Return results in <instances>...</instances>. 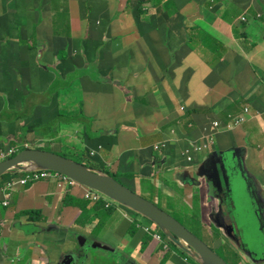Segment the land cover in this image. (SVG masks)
Instances as JSON below:
<instances>
[{"label":"crops","instance_id":"0c3cea01","mask_svg":"<svg viewBox=\"0 0 264 264\" xmlns=\"http://www.w3.org/2000/svg\"><path fill=\"white\" fill-rule=\"evenodd\" d=\"M25 2L23 11L31 8L36 2L38 6L41 4V0H36V2L25 0ZM49 8L50 11H42V16H35L33 13L34 26L27 27L24 32L31 34L35 29L37 35L48 32V38L55 39L67 36L73 57L81 66L92 70V73H88L87 77L80 80H68L65 83L66 92H78V87H80L83 98L84 90L85 93L89 92L93 98H98L103 91L100 82L109 80L110 83L122 84L110 96L119 98L124 94V89L133 94L132 89L126 85L128 81H138L143 77L157 78L162 84L158 85L157 90L148 92L141 87L144 97L154 101L156 110L167 106L174 108L179 105L181 111L174 110L165 118L162 116L160 118L156 113L151 112V114H146L144 119L138 120V125L144 131L150 127L147 132L156 141L151 146V152H146L148 148L141 143L136 153L132 150L134 144L132 136L125 134V131L129 132L134 125L128 123L119 126L124 118L123 115L119 117L120 119L106 115L103 127L95 125L90 128L94 131H101L100 138L103 144L99 143L96 148L99 151L102 150L97 153L101 168L117 171L123 167L124 170H131L130 185L134 186L138 194L142 191L139 175L150 178L151 172L153 174L163 170L165 175H169V170H175L174 175H177L178 179L172 178V180L179 187L188 189L196 186L198 188L202 223L207 222L202 218V212L206 211L208 205V187L203 188L204 179L189 183L187 178L183 180L180 177L178 172L184 166L179 162L171 161L177 148L182 151L188 144L196 146L203 142L202 153L209 152L212 155L216 151L223 152L219 158L227 161L231 166L236 165L234 160L239 164L245 161L255 174L264 168V143H257L262 138L257 137V142H254L248 137V134L254 132L251 128L253 120L256 119L263 126L261 134L264 139V29L250 30L249 24V15L254 16L255 14V17H263L264 0H260L258 4L256 0H53ZM46 22L48 26L43 31ZM190 42L193 43V47L188 45ZM19 45L15 42L12 47L10 46L11 51L18 57L17 62L27 61L28 66L31 63L40 64L41 59L38 60L36 57V50L29 51L26 46L20 50ZM41 49L37 51L40 52ZM144 59L149 61V64H146L149 69L141 71L139 68L143 66ZM253 64L258 65L261 71L256 72L252 67ZM130 66H137L136 70L131 72V77L120 70V67ZM164 67H168L170 73L166 74ZM183 68L188 71L187 80H181ZM56 69L55 71L58 72V66ZM212 77H215L214 80H211ZM180 80L181 85H176ZM71 84L73 91L68 87ZM58 88L61 87L58 86ZM36 94L42 96L45 92ZM31 99L33 98L29 97V103ZM40 102L42 103V100ZM211 105L217 107L213 112V120L227 121L229 116L234 119V116L239 114H243L245 120L235 124L231 129L224 128L222 131H217L210 138L204 134L202 128L210 122H205V120L208 112H212L209 109ZM243 106L250 108L248 113L242 111ZM56 111L48 100L45 103V109L38 110L44 115L52 113V117H55ZM74 113L75 111L72 112ZM81 114L83 116L82 110L79 109L75 116L72 115L73 119ZM149 117L150 120L147 119ZM36 121L44 122L41 117L36 118ZM163 121L166 122L165 125H168L164 130L161 127ZM74 123H76L74 132L72 127L63 130V132H69L67 136H62L69 143L75 142L85 132V127L87 131V125H84L81 117L72 122ZM241 123H244V126ZM118 126L120 130L116 131L115 128ZM78 128L81 134L69 140L67 137L74 136ZM200 133L201 141H196ZM29 134L36 135V133ZM159 136L163 139L158 140ZM218 137L221 139L222 147L216 149ZM38 140L43 139L38 136L35 141ZM163 140L172 142L164 151L160 153L154 151L153 146L160 144L159 142ZM40 145L42 142L39 143ZM96 149L92 148V150ZM235 149L241 150L242 158ZM101 154L104 158L100 157ZM228 155L230 156L225 157ZM182 159L186 162L184 158ZM130 166L131 169H129ZM22 176L16 175L15 177ZM123 177L127 179L125 174ZM46 179L48 181L44 179V182L32 183L33 185L26 188H20L23 187L20 186V189L13 191L11 204L6 208H0V232L7 225H11L12 228L15 225L17 228L13 234H16L19 240L18 242L11 239L10 246L2 241L0 254H7L16 245L14 254L19 255L20 249L25 248L31 255L32 261L45 264L47 258L42 254L45 245H50L53 254L59 257V254L75 248L79 234L86 237L94 235L92 230L98 227V221L94 218L92 225L84 226L85 212L80 207V205L84 206L87 189L68 181L59 182L52 176ZM254 183L251 182V186L261 188L264 193V179L261 180L256 176ZM2 187L3 184L0 182V189ZM64 195L71 196L78 200V203L73 204V201H68V197ZM86 208L90 212L96 208V203L88 204ZM25 210L39 211L38 221L29 223L28 215L24 220L20 215L21 220H19L18 213ZM102 224L107 229V234L111 236L108 239L113 240L121 250L120 244L129 246L136 234L130 231L131 226L123 232L119 230L118 233L106 227L112 224L109 220H104ZM150 226L148 224L145 227L146 236L150 233L146 228ZM18 228H23L22 234L19 230L17 231ZM13 234L7 237L11 238ZM146 236L144 240L140 237L138 239L140 241L134 245L132 250L133 254H140L138 261H134L131 256L126 259V255L120 259L124 264H132V260L135 264H161L164 258H167L165 264H199L194 260L190 263L185 256L180 254L182 252L178 247L179 250L171 248L170 252L162 251L166 243L164 241L155 243L150 235L152 240L145 249H142ZM128 238L131 239L130 242ZM95 241L101 242L97 237L91 240L92 243ZM58 242L62 244V248L57 247ZM37 255L40 257L36 258ZM10 259L12 257H6V261L2 259L0 264H13ZM58 259V264H67L65 260L61 262ZM76 262L77 260L73 259L70 264Z\"/></svg>","mask_w":264,"mask_h":264},{"label":"rangeland","instance_id":"374dc122","mask_svg":"<svg viewBox=\"0 0 264 264\" xmlns=\"http://www.w3.org/2000/svg\"><path fill=\"white\" fill-rule=\"evenodd\" d=\"M36 2V0H34ZM257 4L260 0H256ZM26 2L25 0H5L0 1V44L4 45L2 48H0V62H7L14 64V55L15 53L11 51V47L8 46L9 42H16L19 45V49L21 50L23 47H25V42H20V39L15 37L20 32H23L24 36H29L30 34L28 32H24L27 30V27H33L34 24L32 22L33 13L35 16H42L43 12L37 5V2L31 6V8L25 9ZM244 8L242 9V11ZM24 12V14L22 13ZM245 13V12H244ZM24 16V20L22 21V17ZM249 15V24H250V30H258V29H264V15L263 17H255ZM243 20L245 17L243 16ZM48 22H46L43 26V31L47 28ZM9 33V34H4ZM9 35V36H8ZM46 35H49L47 32ZM39 37H43L44 35H38ZM189 46L193 47V43L190 42L188 44ZM43 49L39 51L36 50V57L38 60L41 59ZM38 53V55H37ZM170 53V52H168ZM57 63V58H55ZM146 64H149V61L144 59L143 66L139 68L141 71L148 70L149 66H146ZM54 65V64H53ZM54 67V66H53ZM137 66H130V67H120V70L126 72L129 77L132 76L131 72H134ZM252 67L255 69L256 72H260V67L258 65L253 64ZM218 69V68H217ZM164 71L167 73H170V69L168 67H164ZM182 78L181 80H186L188 77V71L183 68ZM154 75L153 73L151 74ZM221 77L224 79V76L221 75ZM215 77H212L211 80H214ZM181 80L176 85H181ZM225 80V79H224ZM101 81V80H100ZM226 81V80H225ZM12 82L11 80L5 78V76H0V117L2 118L0 120L1 129L4 133V135L0 136V141L5 145L7 148H13L17 152L20 150L21 147H28L31 149L40 148L47 152H52L64 157H67L74 161H80L87 167L97 171L101 172L104 171L103 168L100 167V158L98 154L94 157L90 156L89 149H96L97 145L99 143L103 144L100 130H92L90 129L91 126H101L103 127V122L105 121L106 115H110L109 117H116L121 118L123 115L124 118L120 122L119 126L132 123L134 125V128L130 130L129 132L125 131V134L131 135L134 141V144L132 146L133 153H136L137 148H139V144L143 143L145 147L148 149L146 152H151V146L156 141L152 136H150V133L147 131L150 129L148 127L145 131L138 125V120L144 119L143 117L146 114H151V112H154L161 118H165L173 113L174 110H177V112H181L179 109V105L174 108H170L169 106L164 108H158L155 109L154 101L149 100L148 97H144V95L141 92V87H144L148 92L157 90V87L159 84H161L157 78H147L143 77L142 79L138 81H128L126 85H128L132 91L133 94H131L128 90L124 89V94H122L119 98H113L110 97L111 94L117 89L118 86L122 85L121 83H110L109 80H104L100 82V86L103 89L101 95H99L98 98H93L89 92L85 93L84 90V105L82 107L79 106V100L80 95L77 91H73V85L68 86L73 92L64 94L63 96L67 98L69 101H73L75 104V113H69V112H63L60 113L58 108L54 107L58 113H56L55 117L50 118L47 121H44L37 125V128L35 129L36 133L34 134H28V135H21L20 133L17 134L15 137L13 134H9L8 128L14 124L18 125V122L13 119L14 112L21 114L26 108L25 105L22 103V94H19V92H16L14 90V87L11 86ZM69 85V84H68ZM162 85V84H161ZM1 88L5 91L1 92ZM127 88V87H126ZM61 90V93H63L66 89H58ZM120 90V89H119ZM121 91V90H120ZM49 93V92H48ZM49 95H52L49 93ZM31 102L39 103L40 100L45 104L47 102L48 95L44 94L40 96L39 94H35L30 96ZM7 99V102H6ZM9 99V101H8ZM6 102L7 104V112L4 113L3 108L1 106V103ZM137 104V105H134ZM248 106H243L242 111L244 113H248L250 108H245ZM78 108H81L83 112V116L81 117V121L84 123V125H87V131L85 127V132H83L82 135L79 136V138L75 142L69 143L65 137L67 136L69 132H63L64 129L72 127L73 132L74 126L76 123L72 124L68 119L65 118H59L62 114L69 118L72 115H76ZM245 108V109H244ZM209 109L212 112H208V115L206 117L205 122H208L207 129L212 131L213 130V119L214 114L213 112L217 109L216 106L211 105L209 106ZM3 114V115H2ZM60 114V115H59ZM151 117V115H150ZM150 117L147 118L150 120ZM119 118V119H120ZM234 118H238L242 121L245 120V116L243 114H239L237 116H234ZM12 119V120H11ZM166 122H162V130L166 129L168 125H165ZM100 124V125H99ZM244 126V123H241ZM136 125V126H135ZM119 126L115 129L116 131H119ZM247 128V127H245ZM114 129V128H113ZM203 132H205V128H202ZM252 133L248 134V137L251 141L257 142V137L262 138V140L258 141L257 143H264L263 139V126L260 122H258L256 119L253 120V126H252ZM159 130V128H158ZM122 131V130H121ZM236 133V132H233ZM77 134L80 133V129H77V132L72 137H67L69 140L77 138ZM42 137L43 140L35 141L36 137ZM162 136L158 137V140H162ZM164 141V140H163ZM163 141L159 142L162 143ZM196 141H201V133L199 134V137L196 139ZM42 142V145L39 146V143ZM61 145H57L60 144ZM199 144H196L198 146ZM189 146V145H188ZM219 147H222L221 145V139L220 137L217 138V143L215 148L218 149ZM19 148V149H18ZM190 148V146H189ZM253 150L254 148H250ZM191 150V149H190ZM97 153L102 152V150H95ZM240 157L241 150L238 151ZM192 157L190 161L184 162L181 157V150L180 148H177L176 152L172 155L171 161L173 163L179 162L184 168H181V171L178 172L180 177L184 180V178L188 177L186 176V173H192L193 177L197 178L196 173L205 172L207 174V170L204 169V164L207 161L212 160L213 158H210L209 152L207 154L202 153L200 150H196L192 153ZM225 156V157H229ZM101 158H104V155L101 154ZM79 162V163H80ZM105 162V161H103ZM245 168L247 172L250 174L252 180L256 181V176H258L261 180L264 179V168L255 174L250 168L248 167V162L243 161ZM113 168L112 166H109ZM131 169V166L129 167ZM47 171V170H43ZM106 172H109L111 175L115 177L117 181L120 183H124L125 186H130L129 176L131 174V170L125 169L122 167L120 170L112 171L109 169L105 170ZM161 172V174H160ZM156 171L152 174L150 173V178H144L142 175H139V179L142 186L141 196L149 201L155 202L156 206L159 208L161 207L165 212L173 216L175 219H177L181 224H183L190 232L195 234L197 237L202 239L204 242L208 243L209 245H212V242L206 237L204 234L205 226L202 224L201 221V204H200V193L196 186L188 189L181 188L177 185L175 181L172 180L178 179L177 175H174L176 173L175 170H169V175H165L163 170ZM106 174V173H105ZM123 174L127 176V179H124ZM171 174H173L171 176ZM51 179V178H49ZM201 179V178H199ZM1 180V179H0ZM47 180V179H45ZM45 180H41L38 182H44ZM48 181V180H47ZM35 182V183H38ZM33 183V184H35ZM5 183L3 187L0 189V198H4V194L1 193V190L6 187ZM33 184H24L23 187L20 188H26ZM123 184V185H124ZM208 183L206 180L203 181V188H207ZM19 188V189H20ZM9 193V191H7ZM157 196V197H155ZM68 197L67 200H72L73 204H77L78 200L73 199L71 196ZM10 197H7V201L11 204ZM86 200V199H85ZM108 200L113 204V209L111 211H103L102 217H104L105 220H109L112 222V224H109L106 227L112 228L114 232H118L119 230H122V232L126 229H128L129 226H131L130 231L136 232L133 241L129 246H125L123 243L117 246L113 240H109L108 238H111L107 234V229H105L104 225L101 223L96 229H93L94 235L92 237L88 238V244H91V240L95 237H97L101 242L99 248H91L89 246H86L84 248L79 247L77 241L75 246V251L79 252L82 251L83 254H75V260H77L76 263L73 264H123V262L120 260L122 257L131 256V258L134 261H138V258L140 254H133V247L136 243H138V240L140 237L145 238V227L149 224L148 220H146L145 217L130 211L125 206L122 205H115L112 200L108 198ZM89 204V203H88ZM81 208H83L82 205H80ZM0 208H3L2 204L0 205ZM87 209V208H86ZM89 210V209H87ZM85 210V219L84 226L86 225H92L93 219L95 218V215L92 213V211ZM27 211V210H25ZM22 216V219H26V214H24V211L18 213L17 218L21 220L19 216ZM101 217V218H102ZM30 223V219L27 217ZM20 224V223H18ZM205 224V223H204ZM38 227V226H36ZM207 229H211L209 226H206ZM17 227L12 228L11 225H7L2 232H0V247H2V241H5V243L10 246L11 239L14 241L19 240L16 238V234H13L15 232ZM20 231V233H23V228H18L17 231ZM148 233V232H147ZM13 234L10 238L7 237V235ZM27 232L25 233V235ZM34 234V233H32ZM24 235V236H25ZM81 235V234H79ZM148 235L153 237V240H155V243L161 242L162 234L159 230H156L155 232H150ZM154 235L160 236V238L155 237ZM27 236V235H26ZM3 237H5L3 239ZM131 239L128 238V242H130ZM169 246V247H167ZM16 245L12 247L8 251L7 254H0V261L3 259L6 261V257L10 259L13 264H37V262L32 261L31 255L27 253V250L25 248L20 249V254H14V249ZM62 248V244L58 242V246ZM167 247V248H165ZM165 247L162 249L164 252H170L171 246L169 244H166ZM49 248V250H48ZM52 247L50 245H45L43 247L44 250V256L47 258V261L45 264H58L57 261V254H53V251L51 250ZM47 250V252H46ZM72 250V249H68ZM109 251V252H108ZM54 252H56L54 250ZM140 252V251H139ZM125 253V254H124ZM142 253V251H141ZM182 253H184L182 251ZM39 254V253H36ZM84 254L86 256H84ZM186 254V253H185ZM226 254V252L224 253ZM68 256V255H67ZM15 257H19L20 259H17ZM40 256L37 255L36 258H39ZM86 257V258H85ZM128 257V259H129ZM191 258V257H190ZM59 260V259H58ZM132 260V262L135 264V262ZM57 261V262H54ZM190 263H193L192 258L189 260Z\"/></svg>","mask_w":264,"mask_h":264},{"label":"trees","instance_id":"16d2710c","mask_svg":"<svg viewBox=\"0 0 264 264\" xmlns=\"http://www.w3.org/2000/svg\"><path fill=\"white\" fill-rule=\"evenodd\" d=\"M52 1L53 0H41V4L39 8H41L42 11H50L49 6ZM43 35H44L43 37H39L35 29L32 31V33L29 36H24L23 32H20L17 35H15V37L20 39L21 43L25 42V46L29 51L39 50L41 48L43 49V52H42L43 55H42L39 65H35L31 63L30 66H28L29 64L27 61H23L19 63L17 62L18 57L16 55H14L13 57L14 61L17 62L16 64L0 62V76H5V78L11 80L12 82L11 86L14 87V90L16 92H19V94H22V97H21L22 103L25 105V108H26L21 114L14 112L13 119L21 123H18V125L14 124L10 126L8 128V132L10 135L13 134L15 137L17 136L18 133L26 136L31 132H35L37 125L40 124V122L36 121V118L41 117L43 121H47L50 118H52V113L49 115H44L38 112L39 109L40 110L45 109V104L43 102L42 103L41 102L40 103H35V102L29 103L28 99L30 96L36 93H42L44 91L45 94L48 95L47 100L48 102L51 103L52 107L58 108L60 113H63V112L72 113L74 112V109H75L74 102L68 101V99L63 96L64 94L68 93L66 92L67 88L66 90L63 91V93H61V90H58L60 89L58 88V86H60L61 89H65V83L68 80H71V79L80 80L83 77H87L88 73H92L91 69H89L88 67L86 68L84 66H81L76 61V59L73 57L72 48H71L70 42L68 41L67 36H64L63 38L58 37L57 39H55L53 37L48 38L49 35H46V33H44ZM14 43L15 42L13 41L9 42V46L12 47ZM2 47L3 45L0 44V48ZM44 47L46 48L44 49ZM55 58H57L58 60L57 63H55L56 62ZM55 65L58 66V70H59L58 72L55 71L57 70L56 69L57 66ZM3 91L5 90L1 88V92ZM48 92L51 93L52 95H49ZM78 93L80 95V100L78 101L79 106L82 107L84 105V98L82 96V91L80 87H78ZM6 102H7V99H6ZM6 102L1 103L4 113L7 112ZM79 109L81 108H78V110ZM56 113L58 112L56 111ZM62 117L65 119H68L70 122H73V121H76L78 118L82 117V114L79 117L74 118V119H73V116L66 118L63 114L59 118H62ZM1 119L2 118L0 117V120ZM3 135L4 133L0 125V136L2 137ZM25 148H28V147H21L20 151ZM0 149L8 150L9 148L5 147V145L0 141ZM15 155L16 154L9 156L8 158H11ZM77 162H80V161H77ZM105 170H104V173L115 178L113 175H111L109 172H106ZM50 172H54V171H50ZM24 173L20 171L8 172L0 178L1 179L0 182L1 184L4 185L16 175H24ZM201 179L205 180V178H201ZM41 180H44V179H41ZM198 180H199V177L194 179V181H198ZM32 183H35V182H30L29 184H32ZM126 186L129 187L132 191H135L133 185L132 186L126 185ZM88 203H89L88 201L86 200L84 201V206L82 208L83 212L86 210V206L88 205ZM112 209L113 208L111 207L110 209L106 208L102 201L96 203V208L94 210L92 209V211L93 213H95V219L98 221L97 226H99V224L103 223L105 220L104 217H102L103 211H111ZM24 214L28 215V217L31 218L30 220L32 222L38 221L39 219V211L27 210V211H24ZM148 222L149 224H152L151 221L148 220ZM161 234H162V237H161L162 241H164L166 244L168 243L171 246V248H175L179 250L175 244H173L171 241L167 239L164 233L161 232ZM150 240H152V237H150L149 235L146 236V239L143 242L142 249L146 248ZM179 251L182 252L181 250ZM180 254L185 256L187 260L191 259L190 256H188L185 253H180ZM128 257L129 256H127L126 259H128ZM166 261H167V258H164L161 264H165Z\"/></svg>","mask_w":264,"mask_h":264},{"label":"flooded vegetation","instance_id":"af4514ba","mask_svg":"<svg viewBox=\"0 0 264 264\" xmlns=\"http://www.w3.org/2000/svg\"><path fill=\"white\" fill-rule=\"evenodd\" d=\"M234 162L236 165L229 169L218 158L204 164L207 175L216 185L208 184V205L206 211L202 212V218L207 221L202 223L205 226L204 234L212 245L205 243L227 264H264V193L261 188L251 186L250 183L254 181H251L244 163ZM214 163L225 167L221 181L213 176ZM78 236L88 237L83 234ZM90 245L87 239L84 247ZM75 254L83 253L73 249L59 254L58 258L61 262L71 256L75 260Z\"/></svg>","mask_w":264,"mask_h":264},{"label":"water","instance_id":"95a60500","mask_svg":"<svg viewBox=\"0 0 264 264\" xmlns=\"http://www.w3.org/2000/svg\"><path fill=\"white\" fill-rule=\"evenodd\" d=\"M235 151H238V149H235ZM221 155H223V152L216 151L210 155V158L220 159ZM222 161L228 165L227 169H229L231 164L225 160ZM28 170L58 172L87 188L99 191L109 199L151 221L165 234L169 241L199 264H227L202 239L190 232L173 216L108 174L97 172L82 163L40 148H25L19 150L15 156L0 161V178L8 172H26ZM212 171L213 176L221 181V176L225 174V167L214 163ZM186 176L189 178V183L195 182L192 173L187 172ZM196 176L205 178L208 184L216 186L212 178L205 172L196 173ZM77 241L81 247H84L87 243L84 236H78ZM99 246L100 242L98 241L90 245L91 248H99ZM73 259L74 257L71 256L65 261L70 264Z\"/></svg>","mask_w":264,"mask_h":264},{"label":"built area","instance_id":"2783aa9c","mask_svg":"<svg viewBox=\"0 0 264 264\" xmlns=\"http://www.w3.org/2000/svg\"><path fill=\"white\" fill-rule=\"evenodd\" d=\"M232 116H229L226 124H224L223 122H219V121H213V130L210 131L207 129V126H205L204 130V134H207L208 137L211 138L212 135H214L217 131H222L224 128H233L235 126V124H239L240 122H242V120L238 119V118H234L232 119ZM230 119H232L230 121ZM168 141H164L160 144H157L154 146L155 150L161 151L163 149H165L167 147ZM190 148H189V146ZM186 145L182 151H181V156L186 160V161H190L191 157L193 156L192 153L195 152L196 150H202L203 147V142L200 143V145L198 146H194V144H188ZM99 149H101V147H99ZM191 149V150H190ZM14 154H17V151L14 150L13 148H10L8 150H2L0 149V161L7 159L9 156H12ZM90 156L94 157L96 156L97 152L95 150H90ZM55 177L58 179L59 182H63V181H68L71 182V184L76 185L78 184L77 182H75L74 180H71L65 176H63L62 174L58 173V172H50V171H43V170H28L26 171V173H24V175L22 177H13L9 182H7L6 187L3 188L1 190V193L4 194V198H0V205L2 204L3 207H8L9 206V201H7V197L12 198V194L13 191L18 190V188L24 184H28L30 182H36L39 181L41 179H46L48 177ZM61 185V184H60ZM9 191V193L7 192ZM85 198L88 199L90 202L93 203H97L100 200L105 201V207H110L113 204L108 200V198L106 196H104L102 193L96 191V190H91V189H87L86 193H85ZM114 204H117L116 202L113 201ZM1 213V212H0ZM149 228H146V230H148ZM155 237L160 238L159 236L155 235Z\"/></svg>","mask_w":264,"mask_h":264},{"label":"clouds","instance_id":"9594fccd","mask_svg":"<svg viewBox=\"0 0 264 264\" xmlns=\"http://www.w3.org/2000/svg\"><path fill=\"white\" fill-rule=\"evenodd\" d=\"M213 121H219V122H223V123H224V122H227V121H224V120H213ZM213 121H212V122H213ZM171 142H172V141H168L167 144L169 145ZM176 142H177V141H176ZM156 145H157V144H156ZM168 145H167V147H168ZM154 146H155V145H154ZM154 146H153V150H154V151H157V152H159V153L162 152V151H164V150L167 148V147H166L165 149H163V150H161V151H158V150H155V149H154ZM89 152H90V150H89ZM181 157H182V156H181ZM182 158H183V157H182ZM78 184H79V183H78ZM79 185H81V184H79ZM81 186H83V185H81ZM83 187H85V186H83ZM85 188H86V189H90V188H87V187H85ZM91 190H93V189H91ZM98 192H99V191H98ZM104 196H105V195H104ZM107 198H108V197H107ZM85 199H86V198H85ZM110 200H111V199H110ZM86 201H88L89 204H91V203H92V204H95V203H93V202H90L88 199H86ZM100 201H102V202L104 203V206H105V201H103V200H100ZM100 201H99V202H100ZM112 201H114V200H112ZM114 202H115V201H114ZM97 203H98V202H97ZM116 203H117V202H116ZM153 203H154V202H153ZM115 205H120V204L117 203V204H115ZM112 206H113V205H112ZM112 206H110V207H112ZM110 207H106V208H110ZM149 225H151L150 227H148V228H149V229H148L149 232H151V231L154 232V231H156V230H160V229L157 228L153 223H152V224H149ZM160 231H161V230H160ZM154 236H155V235H154ZM159 237H160V236H159ZM167 239H168V238H167ZM77 242H78V241H77ZM167 244H168V243H167Z\"/></svg>","mask_w":264,"mask_h":264},{"label":"bare ground","instance_id":"6f19581e","mask_svg":"<svg viewBox=\"0 0 264 264\" xmlns=\"http://www.w3.org/2000/svg\"><path fill=\"white\" fill-rule=\"evenodd\" d=\"M177 220V219H176Z\"/></svg>","mask_w":264,"mask_h":264}]
</instances>
